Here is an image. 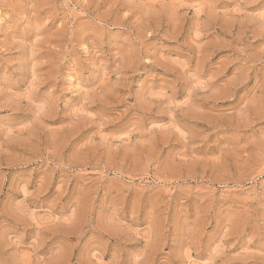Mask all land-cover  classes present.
<instances>
[{"label":"rangeland","instance_id":"374dc122","mask_svg":"<svg viewBox=\"0 0 264 264\" xmlns=\"http://www.w3.org/2000/svg\"><path fill=\"white\" fill-rule=\"evenodd\" d=\"M0 264H264V0H0Z\"/></svg>","mask_w":264,"mask_h":264}]
</instances>
